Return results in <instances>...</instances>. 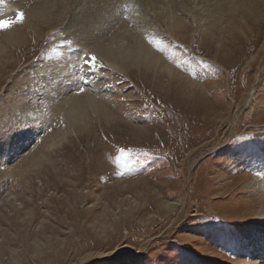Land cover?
<instances>
[{
	"label": "rangeland",
	"instance_id": "1",
	"mask_svg": "<svg viewBox=\"0 0 264 264\" xmlns=\"http://www.w3.org/2000/svg\"><path fill=\"white\" fill-rule=\"evenodd\" d=\"M70 1L0 0V21H15L0 26V264H264V0H242L249 17L198 22L169 15L178 0L148 13L138 1ZM31 5L35 17L18 19ZM122 22L199 87L103 71L85 50ZM68 62L83 73L75 84ZM95 72L116 96L117 129L64 130L70 97L98 94Z\"/></svg>",
	"mask_w": 264,
	"mask_h": 264
},
{
	"label": "bare ground",
	"instance_id": "2",
	"mask_svg": "<svg viewBox=\"0 0 264 264\" xmlns=\"http://www.w3.org/2000/svg\"><path fill=\"white\" fill-rule=\"evenodd\" d=\"M50 1L52 2V5H51V3H48V5H50L52 7L57 6L58 3L61 4L63 2V0H50ZM105 1H107V0H105ZM131 1H138L139 3L143 4L142 6H143L144 10H146V9L148 10L150 8H154L155 2L156 1H160V0H131ZM188 1H191L193 3V6H190L189 4H179V3H184V2H188ZM70 2H72V1H70ZM177 2H179V3H176L175 4L176 5L175 7H173V6L170 7V8H173L174 10H172V11L169 10V11L172 12V14L169 13V15L171 17H177L180 9H186L187 10L186 16L189 17L190 19L196 21V22L202 21V20H206L208 18L210 19V18L216 17L218 14H219L218 16L221 18L222 16H224V13L225 12H228V11H235L236 14L239 15V16H241L242 18L243 17H249L251 15V12L249 10H247V9H249V7H247V9L245 11H241L240 10L241 9V5H247L246 3L242 2V0H178ZM66 3H67V0H65V4ZM199 4H203L204 5V10L201 11V12L198 11V9L196 8V7L199 6ZM7 5H8V3H7ZM135 5H139V4H135ZM19 6H17V7H11V6L9 7L8 6L7 8L13 9V11L15 12L16 9L19 8ZM40 6H42L41 2L39 3V7ZM30 7L31 8H28V9L27 8H24L25 9L24 10V17H26V18H29V17L31 18L32 16L35 17V15L37 13L36 12L37 11L36 10V7L34 8V7H32V5ZM52 7H50V8H52ZM107 7H109V6H107ZM20 8H22V7H20ZM147 10H146V12H147ZM49 12L50 11H46L45 13L47 14ZM104 13H102V14H104ZM144 13H145V11L142 12V10H140V16L139 17H132L131 16V18L136 19V20H138L139 18L141 19L142 14H144ZM175 13H177V15H175ZM12 14H13V12L12 13H8L7 12L5 14V16H10ZM144 15H146V13ZM5 16H3V17H5ZM149 16H150V13H149ZM103 17H105V15ZM143 21L147 22V21H149V18L148 17H145ZM165 22H167V24H168V28L171 31L170 33L176 34V33H173L172 31H174L176 29L177 24H178L177 23L178 20L176 18H173V20L171 22H168V20H165ZM140 25H141V23H140ZM118 26L119 27H118V29L115 32L116 34H114L107 43L104 42L103 44H99L97 46H93V47H90V48H86L87 52L85 50V53H88V54L89 53H94V54L97 55V57L101 61L99 59H97L100 62H96V63H98V66L103 67V71H106L108 75L116 74V73L117 74H120V73L123 72V73H125V76L130 77L133 73H135V69H136L138 71L137 74H140L141 76L144 74V75H146L148 77L149 76V72H152L154 74H157L158 77H163V78L164 77H167L168 80H169V87H170V89L173 88L175 90V88H178V89L179 88H182L181 91L183 89L184 90L187 89L188 92H194V91H192L193 87L194 88H198L199 87L198 85H196L197 84L196 82H194L193 84L190 83L189 82V80H191L190 78H187L186 77L187 78L186 79L185 77H183V74L178 69H175L174 67H172L173 64H172V66H169L166 63V61L163 60V58L160 55H158L157 53H155L153 51L152 46L150 45V43H147L146 42L147 40L145 38L147 36L145 38H143V37L141 38V35H138V34H140V32L138 34L133 33L131 30L128 29L129 26L128 27H127V25L125 26V24L123 22H122V24L120 23V25H118ZM182 30L183 29L181 28V26H178V34L181 33L180 31H182ZM8 31H9L7 33L9 35V36L7 35L8 36V39H10V40L15 39V37H16V31L17 30L10 28ZM16 38L18 39V37H16ZM102 41H105V40H102ZM0 47H1V43H0ZM262 47L264 48V44L262 45ZM69 50H70V48H69ZM83 52H84V50H83ZM261 52L262 51H259L258 52V55L261 54ZM77 53H78V51H77ZM77 53L76 52L75 53L72 52L69 57L67 56L68 59L70 58V62H72V66L73 65L75 66V64H76V63L74 64L73 57L74 56H77L76 55ZM81 55H82V53L79 54V58L81 57ZM256 58L257 57H254L252 60L250 59L251 60L250 63L255 62ZM68 59H66V60H68ZM70 62H68V64H66V68H64V70L66 72L65 75L69 79L72 78L73 79V83L75 84V82L79 78V77L76 78L77 77V74L76 73L78 71L76 69L78 67L75 69L76 70V73H73V70L70 67V65H71ZM67 65H68V67H67ZM77 65H79V62L77 63ZM131 66H132V68H131ZM79 68L81 69V67H79ZM61 70H63V67H62ZM85 71H86V68H85ZM62 74H63V72H62ZM81 74H83V73L81 72ZM59 75L61 77V73ZM94 75H95V82H96L94 88H98V92H97L98 94L97 95L92 94L89 91V89H88V91H85V93L83 92L84 93V94H82L83 96L82 95L81 96L80 95L79 96H76V94H73L70 97L71 99L69 100L68 104L66 102V105L67 106L64 109L60 108V109H62L61 110V113H62V115H61L62 121H63V123L65 125V126H63V128L64 127L67 128L70 125H72V126L75 125L72 122L74 120V121H76V124L79 123L77 125L78 127H81L82 126V123L84 122L83 123V126H82V130H80V131H83V132L84 131L85 132H90L89 130L92 127L94 128V126H92L93 125L92 123H94V122L95 123L98 122L100 124H102L103 122H106L107 124H110V127H115V129H117V127H118L117 123L116 122L115 123L112 122V116L113 115L110 112H108V110H111L110 108H108V104L109 105H110V103L116 104V102H117L116 101V96L114 98V94H112V90H113L112 88H109V89L106 88V86H108L107 85V81H105L106 79L104 80L102 78L103 75H101V73L96 74V72H95ZM87 76L89 78L91 76V74L90 73H87ZM62 77H65V76H62ZM152 77H153V75H152ZM185 82L189 86L186 85ZM104 88H106V89H104ZM77 89H79V88H76L75 90H77ZM201 90H202V88H201ZM203 91H205V90H203ZM202 95H203V93H202ZM113 100H114V102H113ZM208 109H211L210 108V105H209V108ZM59 111L60 110L58 109L56 112H54V115L56 116ZM78 127H74V128H76V130L78 131L79 130ZM65 128H64V130H65ZM101 128H102V126H101ZM71 130H72V128H71ZM141 132L143 133V135H145V133L150 132V129H148V130L147 129L146 130L145 129H142L141 131L139 130L138 133L140 135H142ZM53 134H54V132H53ZM63 139H64V136H63ZM14 183H15V181H14ZM261 218L264 219V214L261 216ZM259 251H261V250L259 249Z\"/></svg>",
	"mask_w": 264,
	"mask_h": 264
},
{
	"label": "snow or ice",
	"instance_id": "3",
	"mask_svg": "<svg viewBox=\"0 0 264 264\" xmlns=\"http://www.w3.org/2000/svg\"><path fill=\"white\" fill-rule=\"evenodd\" d=\"M23 15H24L23 12H19L17 14L18 19H23ZM12 23H15V21L3 20V21H0V26H5L6 27V26H8V25H10ZM150 42L154 43L158 48H161V49L163 48V45L159 41H157L155 39H150ZM95 60H96L95 55H92L91 58H88L87 56H85L84 63L87 64L90 68L95 69L97 67V65L95 63ZM83 90H84L83 88L80 89L81 92Z\"/></svg>",
	"mask_w": 264,
	"mask_h": 264
}]
</instances>
